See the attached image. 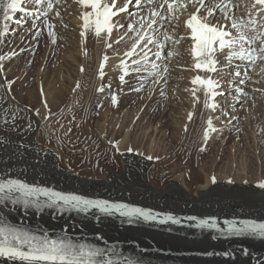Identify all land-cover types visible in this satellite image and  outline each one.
Instances as JSON below:
<instances>
[{
	"label": "snow or ice",
	"instance_id": "snow-or-ice-1",
	"mask_svg": "<svg viewBox=\"0 0 264 264\" xmlns=\"http://www.w3.org/2000/svg\"><path fill=\"white\" fill-rule=\"evenodd\" d=\"M61 3L62 0H7V3L0 0V11L3 12L5 22L0 29V38L7 37L10 31L7 24L8 21L13 20V15L10 13H22L23 17L15 20L16 24L21 25L31 18L32 24L28 31L35 30L32 38L37 39L40 36L42 24L43 28L48 29V35L52 37L51 43L55 44L56 34L49 17L53 13L56 17H60L61 13L57 5ZM76 3L82 9L81 37L86 39L89 33H94L98 41H105L107 49H112L114 44L118 45L122 41L130 42L120 59L123 74L119 76V80L122 84L126 83V76L136 74L139 87L132 88V91L141 93L146 87L162 85L160 95L165 96L169 77L174 70L170 67L171 60L180 55L177 46L182 41L190 39L189 50L193 59L191 70L198 74L191 79L194 87L185 91H189L193 97V109L196 103L200 102L197 93L202 92L204 108L211 110L212 113L217 111L219 104L216 97L225 94L218 89L223 88L226 75L229 76L226 83L231 89L233 100L241 108L247 99L255 100L252 93L259 92L264 95V88H253L250 93L243 87L249 82L258 83L252 81L248 70L254 69L257 61H264V0H249L250 7L246 6V14L243 16L237 15L234 9H239L244 0H135L137 9L135 12H128L133 0H125L121 7L117 6L116 0H76ZM29 5L31 8L28 7ZM189 6L192 9L190 12ZM185 12H187L183 21L185 32L181 35L178 32L180 17ZM120 13H127L130 19L126 29L123 24L114 21V17H118ZM174 20L176 23L172 24ZM37 21L40 23L38 24ZM169 25H172L171 31ZM114 29L122 31L123 34L112 41ZM23 39L24 37H21V40ZM0 43H4V40L0 39ZM115 54L121 55L118 50ZM12 55H15V52ZM5 59L10 60L11 56H0V61ZM107 60L108 56L105 55L103 61L107 62ZM104 62L100 64L101 78L104 75ZM83 71L81 67V72ZM260 71L264 72V66ZM4 72V65L0 63V90H2L0 91V152L7 154L8 160L11 161L20 154L21 149L27 150L31 147L27 143L15 141L12 134L19 136L30 131H38L33 128L32 120L22 116V113L29 111L35 116H40V109L20 108L12 103L16 100L12 93L14 81H8ZM79 87L78 82L73 91L75 92ZM106 87L110 88L111 85L101 86L97 91L103 93ZM41 96L46 97L43 89ZM111 102L114 106L117 104L115 94L111 96ZM42 104L47 110L43 119L51 123L50 117L55 114L51 112L46 98ZM97 107L101 105L98 103ZM230 107L234 108L235 105ZM223 114L228 115V113ZM193 115V111L188 113L189 122L193 120ZM214 119L219 117L209 115L207 118V127L202 137L205 144L210 139V133L221 131L214 127ZM237 119L238 117L233 116L227 123L232 125ZM21 121L27 122L21 123ZM55 123L59 124L60 128L65 127L59 120ZM184 128L187 131L188 124H185ZM239 131L240 129H237V132ZM71 132L72 128L68 127L64 136L69 137ZM109 143L121 155L124 154L120 151L118 142L109 141ZM126 151L133 153L134 149L128 147ZM199 151L203 152L205 148L201 147ZM145 158L160 159L152 155ZM75 174L79 175V173ZM233 183V180H227V184ZM243 183L247 185L249 182L244 180ZM211 184H217L215 176L211 178ZM250 192L264 200V179L251 186ZM0 206H2L0 207V264H143L141 254L133 255L130 250L109 243L102 233H94L96 240L90 241L74 237L68 232L67 227L59 232H50L43 225H29L26 219L13 222L10 214L16 211H22L25 218L30 214L29 210H33L37 216L49 210L53 219H57L58 214L74 212L85 216L99 213L96 219L101 223H103L102 217L118 216L125 218L126 223L130 225L150 222L160 225L169 222L172 225L181 224V219L171 213H158L151 208L126 202H113L110 199L89 198L73 191L56 190L53 187L41 186L34 181L29 182L22 174L17 176L12 173L10 164L7 171H0ZM3 208H8V213ZM185 219L195 222L189 224V227L200 230L215 229L223 237H254L264 241V221L256 218L226 219L224 220L226 228L220 227L214 216L206 219L188 216ZM211 239L216 240L217 236H212ZM101 240L103 244L96 242ZM202 254L235 258L233 252L227 250L207 251ZM241 254L251 255L247 248H243ZM257 264H264V260H258Z\"/></svg>",
	"mask_w": 264,
	"mask_h": 264
},
{
	"label": "bare ground",
	"instance_id": "bare-ground-1",
	"mask_svg": "<svg viewBox=\"0 0 264 264\" xmlns=\"http://www.w3.org/2000/svg\"><path fill=\"white\" fill-rule=\"evenodd\" d=\"M69 1L74 4L76 12V15H73V19L70 20L71 27L74 29L71 33H73L75 37L68 36L69 39L73 38L74 41V44H72L74 47L72 53L64 54V38L62 37L59 39L58 37H55V44H52L51 42H48V44L46 42L44 43L43 39L40 45H38L39 43L33 45L31 49H28L29 51L25 52V54H21L22 51L16 49L14 52H17V55L8 54L10 53L8 52L3 56H11V59L0 61V63L4 65V76L9 81V75H13L14 73L13 71L6 70V64L13 58L17 57L20 52L21 56L20 58L18 57L17 62H23L21 63V67H19L21 69L20 72L16 71L14 68L16 77L14 83L12 84V93L15 95L16 100L12 101V103H15L20 108L33 110L40 109V116H35L29 111H24L22 113V116H27L32 120L33 128L38 129V131L27 132L26 134H29L31 138L27 142H24L31 145V147L25 151L27 152V157L29 160L31 159L32 163L29 160H24L20 163L0 160V171H7L8 165L10 164L12 173L17 176H21L22 174L23 178L29 182L34 181L40 185L53 187L57 190L77 192L89 198H102L121 202L124 201L130 204L144 206L159 211H161L160 209H166L168 211L170 210L175 213H180L179 215H189L187 214L188 212H193L195 214L198 213L197 215L201 214L203 216H207V213L210 211H217L219 212L218 214L230 215L229 217L232 218H245L244 216L247 214L258 220H263L264 213H261L255 208L251 207L252 209H255L253 213H245L242 210H239V208H237L234 204H229L210 197L207 198L213 192V189L221 187L220 190H223L235 185L236 181H234L232 185H229L227 184V180H229V178L226 177L224 182L217 180V184L212 185L211 179L206 174H204L206 176L205 180H203L200 175H196L198 159L205 155L209 150V141L205 144L202 138L203 131L207 127V118L209 115L219 117V114L224 107H228L227 110L228 113H231V117L236 116L233 110L238 106V104H236V101L233 100V96L231 97L232 94L227 96L225 100H223L220 96H217L216 101L219 106L223 102L227 103L221 105V108H218L216 112L212 113L211 110L204 108V96L202 92H199L197 95L200 96V102L196 103L195 108L193 109V97L189 91H185V89H191L194 87L191 84V79L198 74L196 71L191 70L193 59L189 50L191 44L190 39L182 41L179 45L180 48L177 46L180 55L174 57L173 63L170 64V66H173L174 64L182 67L186 66L189 72L188 74L186 73V76V74L184 75V73L174 70L175 74L170 78L172 82L168 85V88L171 92H173V96L175 98V102L171 101L168 103L170 104L168 106L169 111L172 114L173 111L178 110L176 116L180 119L178 123H174L175 134L177 137L175 140L176 143L174 142V144L176 150L181 152V156L177 158H167L164 162V165L171 170L165 189L161 191L152 189L147 184L140 190L128 189L122 186V188H114L108 180L110 175H103L98 179H88L86 178L88 176L82 178L69 175L66 170L62 169V166L59 165L58 155L64 159L65 162L66 158L69 159V155L66 153L67 149L70 147L80 148V146H72L70 144L69 137L64 136V134L55 129V126L57 125V123H55L56 120H59L60 123H70V121H76L83 126V134L87 136L99 135L102 137L104 132L108 130L110 121H112L116 115L121 112L120 110L126 109V116L124 114L122 117L116 135L117 137L120 135V138L123 130L125 129L126 136L118 143L120 151L124 154L121 155L120 152H117L120 155V159H122L124 172H127L135 162L140 164L141 172H143V169L149 165L147 159L137 158L126 152L127 146L131 147V145L135 142V134H133V131L135 127L140 126V122L143 120L142 118H147L148 122L147 125L144 127L142 126V129L146 130L153 125L158 126L156 134L150 133L149 138H146L147 140L145 142V146L148 145L149 149H151L149 155L155 157L157 151H154V149H156L155 145L150 147L152 137L154 136V140L157 139L159 143L161 141H166L169 135L166 120V112L168 109L164 105H159V102L153 103L151 99L148 100L147 93L150 88L146 87L141 93L131 91L126 99H118L115 106L112 104L111 96L114 92L118 91L120 87L122 88L123 85L129 84V80L135 75L132 74L131 76H126V83L123 84L119 80V76L123 74L120 67V59L122 58V53L129 47L130 43L127 42L126 44V41H122L118 45L114 44L112 49H107L105 41H98L95 38L94 33H89L86 39L81 37L80 33L82 31V20L80 19V12L82 9L76 3V0ZM120 1L122 0H116L117 5ZM4 2L7 3V0H4ZM124 3L125 0H123L122 4ZM133 5L135 6V4ZM246 6L250 7L249 0H244V3L240 6L241 9H238L237 15H245ZM129 7L131 6L129 5ZM135 8L132 6L131 11H137ZM188 10L189 12L192 11V9ZM10 15L14 14L10 13ZM186 16L187 12L180 17L178 32L181 35L185 32L183 28V21L186 19ZM9 22L10 21H8L7 24ZM116 22L119 24H124L125 22L128 23V14H122L118 17ZM4 23L3 12L0 11V29H2ZM172 23L175 24L176 21L174 20ZM53 31L57 36L60 35V30L57 29ZM169 31L171 30L169 29ZM118 32L119 31L116 29L113 30L111 37L112 41L116 40L120 36ZM44 44H47L48 46L45 47ZM2 47L3 43H0V50ZM116 50H118L121 55H116ZM60 53H63L62 58H60L61 60L58 58L61 56ZM40 55L43 56L45 62L42 64L43 69L40 70V72H36V66ZM105 55L108 56L107 62L103 61V57ZM102 62H104L103 78L100 77V64ZM66 66L73 67V72L70 73L69 70L64 72V67ZM262 66H264V61H258L256 71H254V73H256V81H258V83L257 85L253 84V88H264V72L260 71ZM81 67L84 69L83 72H81ZM199 74L204 75V73ZM185 76L187 78V84L184 80L181 82V78H185ZM29 77H36V81L34 83H28L27 81ZM104 80H106V84L104 83ZM78 82L80 87L74 92L73 89L76 87ZM105 85H111V87H106L103 93L97 91L99 87ZM159 88L160 87L156 90L158 95L160 93L158 91ZM253 88H247L245 90L249 91ZM41 89H43L46 93V97L41 96ZM181 89L184 91L183 93H181ZM255 94H257V98H259V102L264 104V95L259 92H255ZM154 95L155 94H152L151 97ZM140 96L143 98L141 99V103H139V107H136V105H138L137 98H140ZM45 98L48 100L51 112L55 114L53 117H50V120L52 121L51 123L50 121L43 119L44 115L47 114V110L42 104ZM98 103L101 107H97ZM230 105H235V107L232 108ZM256 108L258 107H254V110L252 108L248 109L250 111H248L247 116L250 120H252L254 119L252 116L253 111L259 113L260 116L258 117V120L264 127V106L262 109ZM190 111L194 112L193 120L191 122L187 120V116ZM73 117H75V119H73ZM26 122L27 121H22V123ZM95 122H97V126H95L92 132L90 130V125ZM218 122L219 121L215 120L213 123L214 127L219 129L222 123L221 121L220 123ZM252 123L253 128H255L257 123ZM185 124H188L187 131H185L184 128ZM128 129H131L129 133L127 132ZM220 129L221 131L210 133V137H213V135L214 137H218L219 134L226 132H223V127H220ZM41 130H44V133L49 135L48 138L45 137L43 139L51 146V148L41 147L39 149L36 146L39 141L37 133L41 132ZM251 131L253 133L251 138H253L256 134L254 129H251ZM261 137H264V133ZM247 140L245 139L244 141ZM228 143L229 139L227 140L225 147ZM248 143L249 144L247 145H250V140ZM256 144V150L258 151L257 139ZM201 147H204L205 151H199ZM225 147H223L221 154L225 153ZM243 147L244 145L242 144L241 148ZM241 152L245 153L243 150ZM261 157L264 158V155ZM43 159L49 160L50 163L57 165L55 167L57 175H50L47 172H41L37 169L36 165H33V161ZM69 161L66 162L68 163ZM74 168L75 167H72V171L75 172L76 170H74ZM25 169L27 170L26 172ZM88 173H90V171ZM90 175H92V173ZM195 175L196 179L192 180ZM185 183H187V186L184 187ZM168 191L173 192L174 196L181 197V199L178 197L174 199V196H170ZM162 192L164 193L163 195ZM202 202H204V204L201 205ZM251 208L248 210H252ZM3 210L8 213V208H3ZM260 210L264 211V208H260ZM29 211L30 214L26 218L23 216L22 211L12 212L10 214L12 221L21 222L26 219L29 225H43L52 232H59L62 228L67 227L68 232L73 233L71 235L76 237L75 234H80L79 238L83 239L95 236L94 233H102L103 236L107 238L109 243H122V245H119L121 249L130 250L133 255L136 253L141 254L143 264H257L258 260H264V241L254 237H223L220 236V234L213 235L203 231L196 232L191 230H178L171 227L159 228L139 223L130 225L125 221L119 222L110 219H103V223H101L96 219L95 215L91 214L86 217L72 213H64L62 215L58 214V218L53 219L52 213L49 210H46L39 216H37L33 210ZM231 212H234V214ZM169 229L171 230L169 231ZM82 235H85V237H82ZM212 236H217V239H211ZM128 242L136 243L141 249L155 247L163 251L180 250L182 252H187L186 254H196L191 257L189 255H178L172 258L160 257L162 254L159 253H144L142 250L134 251L131 247H129V249L124 245ZM243 248L249 249L251 255H242L241 250ZM226 250L232 251L235 258L233 259L220 255L207 256L202 254L207 251L224 252Z\"/></svg>",
	"mask_w": 264,
	"mask_h": 264
},
{
	"label": "rangeland",
	"instance_id": "rangeland-1",
	"mask_svg": "<svg viewBox=\"0 0 264 264\" xmlns=\"http://www.w3.org/2000/svg\"><path fill=\"white\" fill-rule=\"evenodd\" d=\"M135 0H133V3L130 4V6L134 7L133 5L135 2ZM123 0L120 1L118 3L122 4ZM117 5V6H118ZM29 8H31V5L28 6ZM131 7H129L128 12H132L131 11ZM57 8L59 9L61 15L60 17H56L55 13L51 14L49 17V21L54 25L53 30H60V35H56V37H58L59 39H61L62 37L64 38V46L63 50L64 54H70L73 51V46L72 44H74L73 38L69 39L68 36L70 37H75V35L73 33H71L72 30H74L71 27V19H73V15H76L75 9H74V4L70 3L69 0H62V3L60 5H57ZM136 9V8H135ZM189 9H191V6H189ZM241 9V8H240ZM189 11V10H188ZM234 11H236V13H238V9H234ZM135 12V11H133ZM121 16V15H120ZM23 17L22 13H15L13 15V20L10 21L8 23L9 26V33L7 35V37H5L4 43H3V47L0 50L1 54L0 56H3L5 54H12L14 52V50L18 49L19 51H21V49H24V51L21 52V54H25V52L29 51L28 49H31L33 45L39 43L38 45H40L41 41L44 39V43L46 42L48 44V42H51V38H49L48 35V29L43 28V25L41 24V34L37 39H33V34L35 32V30H33L32 32H29L28 29L31 28V24H32V19L29 18L26 20L25 23L18 25L15 23V20L17 19H21ZM119 17V16H118ZM117 18H114V21H116ZM130 22V19H129ZM128 22V23H129ZM37 23L39 24L40 22L37 21ZM127 22H125L123 25L125 26V29L127 28ZM173 24V23H172ZM66 25V27H65ZM170 30H172V25L168 26ZM118 31V30H117ZM63 33V34H62ZM120 35L123 34L122 31L118 32ZM21 37H24L23 40H21ZM46 37V38H45ZM49 38V39H48ZM40 40V41H39ZM68 41V42H67ZM19 43V44H18ZM63 43V42H62ZM130 43V42H128ZM47 44H44L45 47L48 46ZM127 44V42H126ZM15 46V47H14ZM14 48V49H13ZM180 48V46H179ZM13 50V51H12ZM17 53V52H16ZM15 53V55H17ZM20 52L19 55L15 58H13L9 63L6 64V70L7 71H13V75H9L8 79L9 81H14L15 77H16V73L14 71V68L16 69V71H21V69L19 67H21V63L23 61H19V63L17 62L18 57L20 58L21 56ZM63 53H60L61 56H59V60H61L60 58H62ZM223 59V58H221ZM16 61V62H15ZM171 64L174 61V58L171 60ZM45 62V59H43V56L40 55L38 64L36 66V72H40V70L43 69V65ZM20 65H18V64ZM184 63V62H183ZM258 63V61H257ZM257 66V65H256ZM172 68H174V70L184 73V75L188 72V68L186 66L182 67L179 66L177 64H174L173 66H170ZM177 67V68H176ZM255 67L254 69H249V75L252 78V81H256V73H254V71H256ZM66 72L67 70H69L70 73L73 72V67H69L66 66L64 67ZM179 69V70H178ZM171 72V75L169 77V82L166 86L165 92L166 95L165 96H161L160 93L159 95L157 94V88L161 87L162 85H156L153 86V88H150V90L148 91L147 95H148V100H152L153 103H158L159 105H164L168 110L166 112V120H167V126H168V138L166 141H161L158 143V140H154V136L152 137L151 141H150V147L155 145L156 149V154L155 157H160L159 160L153 159V160H148L149 165L143 169V172H141V166L138 162H135L132 164V166L129 168V170L127 172H124L123 170V163H122V159H120V155L117 153L116 148H114L112 146V144L109 143V141H112L113 143L116 142H120L125 136H126V132L125 129L122 132L121 135V139L119 138L120 135H117V129L119 128V125L121 123V119L122 117L126 116V109L125 110H120L121 112L119 114L116 115V117L110 121L109 125H108V130L104 132V134L102 135V137H100L99 135L97 136H87L85 134L82 133L83 131V126L80 123H77L76 121H70L69 122H63L62 124L65 125L64 128H60L59 124H57L55 126V129L58 130L60 133L64 134V132L67 130L68 127L72 128V132L69 134V141L70 144L72 146H80V148H76V147H70L67 149L66 153L69 155V159H62L59 155H58V161H59V165L62 166V169L66 170V172L69 175H74V176H78V177H86V178H95L98 179L103 175H110L109 176V181L111 183V186L114 188H128V189H143V187H145V185L147 184L149 187H151L152 189H156V190H163L166 187V183L168 180V176L171 172V170L166 167L164 165V162L167 160V158H172V157H180L181 156V152L177 151L175 148V140H176V132H175V125L174 123H178L180 121V119L178 118V116H176V113L178 112V110L173 111V113L171 114L169 111V102H175V98L173 96V92L170 91V89L168 88L170 85V83L172 82V80H170L171 76H173L175 73V71ZM35 72V73H36ZM37 74V73H36ZM186 74V76H187ZM264 75V73H263ZM136 74L129 80V84H125L122 86V88L120 87L118 91H115L114 94L118 99H126L127 96L130 94V92L132 91L131 89L134 87H138L139 83L135 78ZM182 77L181 78V82H184L187 84V78ZM229 79V76L226 75L224 77L225 83L223 85L222 89H218V90H222L224 91V96H220L221 98H223V100H225L227 98V96H230L231 93V89L228 88V85L226 83V81ZM258 80V79H257ZM36 81V77H29L28 78V83H34ZM106 80H104V83L106 84L107 82H105ZM254 83L249 82L245 87V89L247 88H253ZM255 85H257V83H255ZM128 89V90H127ZM253 89L249 90L248 92L252 93ZM158 91L160 92V88L158 89ZM180 91H182L181 93H183L184 91L181 89ZM152 94H155L153 97H151ZM255 97V100L253 101V99H247L246 102H244L243 104V108H241L239 105L233 110L236 114V117H238L237 120L233 121V124L230 125L227 123V121L229 119H231V113H228V107H224L223 110L221 111V113L219 114V119H215L217 121H219L218 123H220L221 121V128H224L225 133H221L219 134V136L217 137H210V139L208 140V146H209V150L208 152L203 155L201 158L198 159V163H197V174L196 175H200L203 180L206 179V176L204 174H206L210 179L215 176L217 180H221L224 182L225 178H229L233 181H236L235 185H232L228 188H225L223 190H220L221 187H217L215 189H213V192L207 197V198H214L217 200H221L224 202H227L229 204H234L237 206V208H239V210H242L245 213H253L255 209L259 210L261 213H264L263 210H260V208H264V200H262L259 196H255L252 195L250 192V188L251 186H253L257 181L264 179V158L261 157L264 155V137H261L264 133V127L260 124V121L258 120V117L260 116L259 113H256L253 111L252 116L254 117V119L250 120L247 116L248 109H253L254 107H258L259 109H262V107L264 106V104L259 102V98H257V94L252 93ZM146 95V96H147ZM233 96V94L231 95V97ZM141 96L140 98H137L138 101V105H136V107H139V103H141ZM140 101V102H139ZM227 102H223L221 105L225 104ZM221 105L219 106V108H221ZM229 106V105H227ZM252 106V107H251ZM256 108V109H258ZM244 109H247V111H245ZM223 113H228L227 116H225ZM246 114V115H245ZM247 116V117H246ZM221 117V119H220ZM246 117V118H245ZM143 120L140 122V126L135 127L133 134H135V142L133 145H131V147L134 149L133 153H129V155H133L137 158H141V159H146L145 157L149 155V152H151V149H149V146H145V142L146 140L149 138L150 133L156 134L157 125H153L152 127L147 128L146 130L142 129V126L144 127L145 125H147V118H142ZM213 120V122L215 121ZM254 120V121H253ZM73 122V124H72ZM76 122V123H75ZM255 122L257 123L255 128H253V123ZM22 123V121H21ZM97 122L93 123L90 125V130L93 132L95 126H97L96 124ZM69 124V125H66ZM77 125H79L77 127ZM214 125V123H213ZM234 125V126H233ZM219 127V129H220ZM255 131V134L253 138H251L252 136V131L251 129ZM218 129V128H217ZM237 129H240L239 132H237ZM131 131V129H128L127 132L129 133ZM37 135L39 136V141L37 142L36 146L40 149L41 147H48L51 148V146L49 144H47L43 138H48L49 135L44 133V130H41V132H38ZM80 135V136H79ZM85 135V136H84ZM13 139L17 142H27L31 136L29 134H21L19 136H17L16 134H12ZM229 136V138H228ZM148 137V138H147ZM239 137V138H237ZM249 137V138H248ZM119 138V139H118ZM147 138V139H146ZM245 138L247 141H244ZM229 139V143L226 145L225 144L227 142V140ZM256 139H257V143H258V151L256 150L257 144H256ZM250 140V145L248 141ZM254 140V141H253ZM245 142V143H244ZM176 143V142H175ZM253 143V144H252ZM242 144L244 145V149L241 148ZM246 145V146H245ZM82 147V148H81ZM130 146H127V148ZM223 147L226 148L225 153L221 154V151L223 149ZM248 147V148H246ZM251 147V148H250ZM244 151L245 153H242L241 151ZM153 151V152H154ZM127 152V151H126ZM27 152L24 149H21L20 154H18L17 156L13 157L11 159V161L8 160V156L7 154L0 152V160H7L9 162H14V163H20L24 160H29V158L27 157ZM138 153H143L144 155L141 156ZM247 153V155H246ZM261 153V154H260ZM246 157H245V156ZM259 156V157H258ZM245 157V158H244ZM31 162V159L29 160ZM66 161H69L68 163ZM34 164L37 166V169L41 172H47L50 175H57L56 172V166L55 164H52L49 162V160L43 159V160H35L33 161ZM32 163V162H31ZM55 165V167H54ZM44 167V168H43ZM48 167V168H47ZM71 167V169H70ZM72 167H75L74 170H76L75 172L72 171ZM40 168V169H39ZM91 169V170H90ZM94 169V170H93ZM45 170V171H44ZM90 171V173H88ZM96 171V172H93ZM79 173V175H76L75 173ZM85 172V173H84ZM92 173V175H90ZM88 174V175H87ZM98 175V176H96ZM196 175L192 178V180L196 179ZM244 180H247L249 183L247 185H245L243 183ZM144 185V186H143ZM41 186H45V187H49L46 185H41ZM122 186V187H121ZM187 186V183H185L184 187ZM55 189V188H54ZM57 190V189H56ZM169 192L170 196H174L173 192ZM77 193V192H76ZM80 194V193H77ZM164 193L162 192V195ZM82 195V194H81ZM178 196H174V199H176ZM179 199H181V197H178ZM206 198V199H207ZM204 201V200H203ZM204 204V202L201 203V205ZM260 206V207H259ZM233 207V206H232ZM255 209H252V208ZM234 208V207H233ZM249 208H251L252 210H248ZM161 211H165V212H171L174 214H180V213H175L174 211H168L166 209H160ZM215 213V214H214ZM217 213V214H216ZM219 212L217 211H210L209 213H207V216H222V217H229L230 215H222V214H218ZM234 214V212H231ZM181 214H185V213H181ZM187 214H193V215H197L198 213H193V212H188ZM204 214V213H203ZM198 216H203V215H198ZM248 216V217H247ZM263 216V215H261ZM245 218H255L251 215H247L245 214L244 216ZM52 232V231H50ZM73 234V233H70ZM76 237H79L80 234H75ZM90 241H95V239H90V238H86ZM97 243H101V241H96ZM133 242H128L125 243L124 245L127 246L128 248L131 247L132 249H134V251H137V247L135 245H132ZM136 244V243H133ZM137 245V244H136ZM130 249V248H129ZM172 252H179L182 253L180 255H189L190 257L196 253H188L187 252H182L180 250H176V251H172ZM164 255V254H162ZM160 255V257H167V258H172L175 257L176 255H172V256H162ZM178 256V255H177Z\"/></svg>",
	"mask_w": 264,
	"mask_h": 264
}]
</instances>
